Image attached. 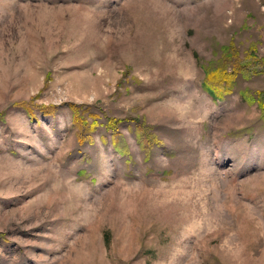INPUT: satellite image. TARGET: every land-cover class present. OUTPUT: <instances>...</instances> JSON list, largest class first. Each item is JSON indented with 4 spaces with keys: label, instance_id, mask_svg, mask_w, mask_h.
I'll return each mask as SVG.
<instances>
[{
    "label": "rangeland",
    "instance_id": "obj_1",
    "mask_svg": "<svg viewBox=\"0 0 264 264\" xmlns=\"http://www.w3.org/2000/svg\"><path fill=\"white\" fill-rule=\"evenodd\" d=\"M0 264H264V0H0Z\"/></svg>",
    "mask_w": 264,
    "mask_h": 264
},
{
    "label": "trees",
    "instance_id": "obj_2",
    "mask_svg": "<svg viewBox=\"0 0 264 264\" xmlns=\"http://www.w3.org/2000/svg\"><path fill=\"white\" fill-rule=\"evenodd\" d=\"M228 60L227 62L230 63V66L233 68H230L229 70L223 65L221 64L220 66H216L213 69H210V71H205V76L203 78V83L205 85V81L207 79V81H215L218 86H214L215 89H219L221 92H223V90H225L226 88H229L231 86V83L233 82V78L236 75L237 69L239 70L240 66L238 65V61H233L232 62V58L233 56L228 55L227 56ZM218 69H221V72H218ZM221 73H223V75H220ZM207 83V82H206ZM208 90L213 93V90L211 88H208ZM19 107L22 108H26V102H22L18 105ZM70 109L72 110V116H71V122L73 124H78L80 125L79 131H78V140L79 141H83L84 138L86 137L87 133H88V129L91 127L93 128L95 126L96 122V118H93L90 122H87V119L84 118L80 113H79V108L76 104H69ZM26 110L29 115L30 118L33 119V113L27 109ZM88 115H93L91 112H88Z\"/></svg>",
    "mask_w": 264,
    "mask_h": 264
}]
</instances>
